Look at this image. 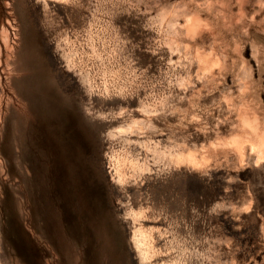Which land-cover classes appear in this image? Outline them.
I'll return each instance as SVG.
<instances>
[{
	"label": "rangeland",
	"instance_id": "1",
	"mask_svg": "<svg viewBox=\"0 0 264 264\" xmlns=\"http://www.w3.org/2000/svg\"><path fill=\"white\" fill-rule=\"evenodd\" d=\"M0 60L2 264H264V0H0Z\"/></svg>",
	"mask_w": 264,
	"mask_h": 264
},
{
	"label": "bare ground",
	"instance_id": "2",
	"mask_svg": "<svg viewBox=\"0 0 264 264\" xmlns=\"http://www.w3.org/2000/svg\"><path fill=\"white\" fill-rule=\"evenodd\" d=\"M192 16L194 18H192ZM192 16L190 17V20L192 18V22H193L192 24L194 26L192 24L191 25L193 27H195V29H196V23L200 22L202 20L197 15H192ZM195 16H197V17H195ZM191 29L192 28H190L189 30L191 31ZM195 29H192V30L194 31ZM199 57H200V59L202 57L205 60L204 61L205 66L206 65L207 66H213L214 64H219L221 62L219 56L213 57V56H211L210 53L207 55L205 53L200 52ZM208 63H210V64L208 65ZM206 68L208 69L209 67H206ZM42 112L43 111H40L41 117L43 116V115H41ZM239 115L241 118L240 120H241L242 131L237 132V133H232L225 138L223 137L224 139L220 140L219 142L224 144V145H233V146H235V148L237 147L238 150L242 149L244 147L245 143L249 142L250 146L254 147V149L257 150L258 156L263 157L264 156V123H263L264 121L263 122L260 121L259 117L257 116V112L252 113L248 110L243 109ZM52 121H53V125H54L53 128L55 130V140H54V145H53V142H52V145L55 148V151L58 153V157H59L60 156V150L62 149V147H65L66 149L69 150V152H71L70 146H72V142L67 137V135L65 137L63 136L61 126H59V124L55 123L57 120H52ZM43 124H45L44 121H43ZM172 156L177 161H182L184 159L188 160L191 163H197V161H198L197 153L191 149L190 150L188 149V151H186V152L181 151L179 153L173 154ZM127 158H124V157L118 158V166L117 167H118L119 175H122V166H123L125 159H126V161L128 160ZM205 160H206V158H205ZM104 236H105V233H101V237H104ZM132 237L134 239L135 245L138 249V252H139L141 258L143 259V258L149 257L151 254V251H152V240H151V234L148 232L147 228H145L141 224L138 225L134 229ZM91 263H92V261H91L90 255L86 256V264H91ZM0 264H2L1 259H0Z\"/></svg>",
	"mask_w": 264,
	"mask_h": 264
}]
</instances>
